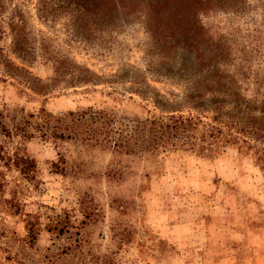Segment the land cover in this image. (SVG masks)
I'll return each mask as SVG.
<instances>
[{
    "label": "rangeland",
    "instance_id": "rangeland-1",
    "mask_svg": "<svg viewBox=\"0 0 264 264\" xmlns=\"http://www.w3.org/2000/svg\"><path fill=\"white\" fill-rule=\"evenodd\" d=\"M6 1L22 10L32 34L45 46L30 62L15 58L3 14L0 48L14 64L47 82L51 57L64 54L108 81L59 84L37 95L17 77L6 75L0 64V111L6 115L19 119L40 108L61 114L87 106L121 116L158 115L149 97L133 92V82H110L119 72L144 71L149 85L165 97L182 91L181 85L156 73L158 61L148 50L150 39L139 19L115 18L82 35L63 15L39 17L37 0ZM200 20L211 32L228 37L234 55L230 68L241 95L263 99L264 0H242L231 9L202 14ZM178 57L189 60L185 54ZM3 121L9 123L8 117ZM12 140L0 135L9 150L19 139ZM23 145L34 159L36 183L26 188L19 179L14 189L38 209L41 224L33 242L24 243L22 216L1 212L0 264H264V173L247 157L229 151L207 159L170 149L154 161L65 142L62 150L70 171L59 174L49 166L56 159L50 140L31 137ZM0 170L18 176L1 161ZM110 170L115 171L112 178ZM54 214L65 216L71 230L80 232L81 245L69 247V241L43 228Z\"/></svg>",
    "mask_w": 264,
    "mask_h": 264
},
{
    "label": "trees",
    "instance_id": "trees-1",
    "mask_svg": "<svg viewBox=\"0 0 264 264\" xmlns=\"http://www.w3.org/2000/svg\"><path fill=\"white\" fill-rule=\"evenodd\" d=\"M241 1L37 0L39 17L63 15L74 31L82 35L93 26L101 27L115 18L139 19L150 39L148 50L158 61L156 73L181 85L182 91L169 93L171 98L165 97L149 85L144 71L119 72L115 75L116 81L110 82H133V92L149 97L158 115L121 116L112 109L87 106L61 114L40 108L35 114L15 119L14 115L0 111V135L7 142L19 139L18 145L10 150L3 145L5 141L0 143L1 164L18 173V176L5 175L0 170V213L22 216L25 235L20 240L31 244L41 224L38 209L14 189L19 179L24 180L22 187L26 188L36 183L34 159L23 145L31 137L53 143L56 159L49 166L59 174L70 171L62 150L65 142L97 146L113 155L138 154L154 161L162 160L170 149L190 151L207 159L224 157L233 151L236 157H247L252 166L264 173V98L257 101L241 95L238 79L230 68L234 55L228 37L211 32L200 20L202 14L231 9ZM3 14L11 35V53L21 62H30L38 49L42 46L45 49L44 44L32 34L20 8L0 0V17ZM1 22L0 18V32ZM179 54H185L189 60L179 58ZM51 63L52 76L43 82L14 64L0 48L4 73L17 77L37 95H44L59 84L76 87L108 82L64 54L52 56ZM5 117L9 119L7 124L3 121ZM114 172L110 170L107 174L112 178ZM50 222L43 228L69 241V247L81 245L80 232L71 230L72 225L65 216L54 214Z\"/></svg>",
    "mask_w": 264,
    "mask_h": 264
}]
</instances>
